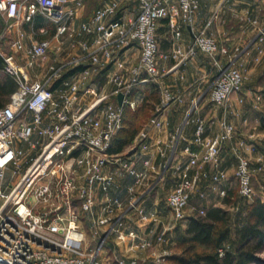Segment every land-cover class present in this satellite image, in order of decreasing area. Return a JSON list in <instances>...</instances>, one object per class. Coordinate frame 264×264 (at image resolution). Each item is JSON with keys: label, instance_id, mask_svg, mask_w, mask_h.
<instances>
[{"label": "built area", "instance_id": "built-area-1", "mask_svg": "<svg viewBox=\"0 0 264 264\" xmlns=\"http://www.w3.org/2000/svg\"><path fill=\"white\" fill-rule=\"evenodd\" d=\"M123 1H104L77 31L73 21L81 0H0L4 18L33 22L35 16L43 15L55 23L59 37L94 35L92 43L85 38L80 41L91 64L84 67V58L77 56L55 58L43 79H32L13 53L0 51L1 70L18 82L9 102L0 107V264H108L103 253L110 242L120 264L146 262L139 253L150 248L156 262L170 254L156 249L170 227L158 234L154 229L145 233L127 227L125 217L129 210H136L142 222L157 220L159 210L140 202L154 189L159 175L148 152V128L163 127L162 112L176 100L174 92L161 86L160 101L147 127L124 151H110L123 127L125 106L135 110L145 99V93L136 88L159 83L158 29L163 20L172 33L167 54L175 62L171 70L199 52L210 56L218 74L209 86V96L224 113L221 130L213 137L205 136L203 118L196 121L194 141L184 149L187 160L175 168L177 180L166 204L175 222L184 221L192 193L201 180H209L222 196L227 195V188L216 186L226 179L218 169L222 150L237 131V125L227 116L233 101L243 104L252 98L244 90L248 71L239 62L244 50H230L207 31V26L194 29L201 0H134L137 11L133 17L126 16ZM188 26L193 35L185 46L183 30ZM263 33L262 29L261 40ZM10 46L19 50L23 42L11 40ZM130 47L139 49V58L127 65L124 53ZM50 48V39L42 38L29 54L32 59H44ZM107 65L115 66L108 75L114 85L111 92L102 90L94 77L98 66ZM120 93L124 95L121 104ZM253 100L258 107L264 94H256ZM240 145L250 151L255 148V143L242 141ZM257 162L255 166L244 151L237 152L235 179L242 199H264V195H257L254 185L256 174L264 178V154ZM26 163L20 178L5 191L9 167L20 168ZM207 165L213 168L211 173L206 171ZM17 173L14 170L12 177ZM195 211L205 214L207 210ZM122 246L129 253L128 260ZM219 251L223 255L224 249Z\"/></svg>", "mask_w": 264, "mask_h": 264}, {"label": "crops", "instance_id": "crops-1", "mask_svg": "<svg viewBox=\"0 0 264 264\" xmlns=\"http://www.w3.org/2000/svg\"><path fill=\"white\" fill-rule=\"evenodd\" d=\"M104 1L106 0H81L77 16L73 21L77 31L79 30L80 24L83 21L88 20L93 15L95 9ZM122 8L124 12H126L127 17H133L136 15L137 3L134 0H125L122 3ZM45 18L48 20L46 24L36 26V18L33 22H26L21 19H7L0 14V32L2 35L0 40V51L2 53H13L18 63L28 72L32 79H43L48 66L55 58L64 60L69 57L77 56L84 58V67L91 64V60L85 58L86 53L81 49L80 41L85 38L92 43L94 35H76L72 39L59 37L56 34L55 23L47 17ZM232 20L234 21V24L229 23ZM253 20H257V22L254 23ZM204 26H207V31L210 34H214L221 44H227L230 47V50L233 51L237 48L244 50V53L239 60L243 69H246V67H244L246 66L245 62L247 57H250L254 66L258 67L257 75H260L259 77L264 75V37L262 40L259 39L260 31L262 29L264 30V0H201V7L196 14L193 27L195 30H198ZM42 29H44V31H42ZM185 32L184 44L186 46L191 41L193 33L190 26L187 27ZM250 34L253 35L250 37ZM162 35H164V38H162ZM42 38H48L51 41V48L48 55L44 59H32L29 50L37 40ZM158 39L161 53L159 63L162 72L159 83L154 84H157L159 89L161 86L169 87L177 98L162 112V119L164 120L163 127L148 128L150 135V148L148 152L156 164L159 175L154 181L156 183L154 189L146 193L141 198L140 202L141 205L145 207H156L159 211L156 221L142 222L139 219L136 210H129L125 217V224L127 227H136L145 233L154 229L156 234L162 231L165 227H170L166 232L164 241L156 244L157 250L170 251L174 245L176 228L179 224L177 225V222H175L173 213L166 204L167 196L160 199L158 190L163 184L168 170L173 169L174 172L178 165L187 160V154L184 149L187 144L194 141L196 121L199 118H203L207 127L205 136L213 137L219 132V130H221V121L224 118V113L220 106L212 103L215 112L212 113V120L208 123V120L201 111L203 98L206 95H209V86L214 77L218 74V68L214 66L212 58L207 54L200 52L186 63L171 70V67L175 62L172 58L167 56L171 51L172 45V33L167 21L160 23ZM11 40H21V42H23V48L19 50L12 48L10 46ZM260 49H262L261 53ZM124 58L126 59L127 65L136 62L139 58V49L136 47L128 48L124 53ZM0 61L3 64L1 53ZM2 64L0 65V78H11L12 83L14 84V86L11 85V94H13L18 88V82L14 77L1 70ZM114 70V65H107L104 67L98 66V69L94 72L95 80L101 84V89L106 92H111L114 88V85L108 80V75ZM247 71L249 73L252 72L250 70ZM145 86H149V84L143 85V87ZM61 87L62 85H60L59 89H61ZM259 88L260 91H262L263 88V92L261 93L264 94V87L260 86ZM139 90L143 91V89ZM158 103L156 104L155 111ZM195 105L197 106L196 109H194ZM239 105L241 104L236 101L232 102L230 112L232 116L233 114L236 115L241 112ZM195 110L199 112L195 114ZM151 117L143 124L140 130L147 127ZM179 120L180 123H178ZM192 124L193 129L190 130ZM243 124L245 126L249 125L248 116L244 117ZM238 129L239 127L237 125V131L228 143L230 150L228 153L229 156L226 157L223 150L221 153V161L218 169L222 170L226 175V179L222 181L225 188H230L232 184L236 182V167L231 173L230 165L233 161L237 162V152L244 151V153L252 158L253 165L255 166L258 164L257 159L263 155L262 153L254 154L253 151L247 150L246 147L240 145L242 141L248 144L257 143L260 140L261 136L260 133L257 132V127H253V130L247 137L239 136L238 132L240 131ZM190 132L192 133L190 134ZM174 136L177 137V140H173ZM207 168H210V170L208 171ZM205 169L210 173L213 170L210 165L205 166ZM172 187L173 185L170 187V190ZM208 191L209 190H205L203 193L201 192V195H208ZM196 194L197 190L192 193L190 202L195 199ZM224 197L222 196V199L219 201L211 200V204L208 203L207 199H202V205L205 206L206 210L212 206H221L228 208L232 212V204L228 205L224 203ZM196 209H193L192 206L190 207L189 204L187 211L188 217L196 213V211H193ZM184 221L186 223L187 219ZM86 227L87 223H85V226L82 229L85 231ZM112 244L110 242L109 246ZM121 248L123 254L128 258L129 253L125 252V247L122 246ZM152 250L153 249L150 248L146 251H142L139 255L144 256L146 254L144 258H146L148 262H154Z\"/></svg>", "mask_w": 264, "mask_h": 264}, {"label": "trees", "instance_id": "trees-1", "mask_svg": "<svg viewBox=\"0 0 264 264\" xmlns=\"http://www.w3.org/2000/svg\"><path fill=\"white\" fill-rule=\"evenodd\" d=\"M35 18L36 26L48 22L43 15ZM11 85L14 86L11 78H0V107L9 102ZM138 89H143L145 99L135 110L125 106L123 127L113 140L111 152H122L133 142L160 101L157 84L139 85ZM259 120L260 128L264 130V111ZM237 190L229 191L224 203L229 205L238 201L241 197L237 196ZM227 243L232 246L226 248ZM173 248L174 253L169 256L173 264H264V258L259 254L264 249V199L256 197L251 202L241 203L235 214L221 206H212L205 214L194 213L185 225L176 228ZM221 248L223 255H220Z\"/></svg>", "mask_w": 264, "mask_h": 264}, {"label": "rangeland", "instance_id": "rangeland-1", "mask_svg": "<svg viewBox=\"0 0 264 264\" xmlns=\"http://www.w3.org/2000/svg\"><path fill=\"white\" fill-rule=\"evenodd\" d=\"M229 23L234 24V21L232 20ZM186 29H187V27H185L184 30H183L184 34L186 33L185 32ZM252 35L253 34H250V37ZM167 36H168V34H167ZM162 38H164V35H162ZM245 63H246V66H244V67H246L247 70H250L252 72L251 73H249V72L246 73L247 78H246V82H245V85H244V90L247 91L249 93V95H251L252 98H249L245 103H243V104L241 103V105H239V109L241 111L240 113H238L236 115L233 114V116H232V114L229 113L227 117H228L229 120L233 121L236 125H238V127H239L238 130L240 131V132H238V134L241 137H247L248 134L253 130V127L256 126L257 127V132L260 133L261 138H260V140L257 143H255V148L252 151H253L254 154L255 153L256 154H258V153L259 154L260 153L264 154V131L260 128V124H259L260 116H261V114L264 111V100L261 103H259L258 107L254 106L255 102L253 100L254 96L256 94H259V93L263 92V88H262V91H260L259 87L260 86L264 87V75H262L261 77H259L260 75H257V71H258L257 68L258 67L254 66V64L251 61L250 57H247V60H246ZM160 98H161V92H160ZM213 109H214V105L212 104L210 96L206 95L203 98V106H202V110L201 111L203 112V115L208 120V123L211 122L212 117H213L212 113L215 112ZM198 112L199 111L195 110V114H197ZM217 112H219V111H217ZM154 114L155 113H153V115ZM246 116H248V119H249V125L248 126H245L243 124V119ZM184 120H183V122H184ZM178 123H180V120H179ZM192 129H193V124H192L190 130H192ZM220 129H221V127H220ZM191 133L192 132H190V134ZM229 151H230L229 150V146L227 144L223 148V153H224V155H226V157L229 156V154H228ZM236 165H237V162H235V161H233L231 163V165H230L231 173L235 169ZM26 166H27V163L22 165V167H20V168L19 167H16V168L9 167V169L7 171V176H5L7 178H5V183L3 185V189L5 191H8L10 189V184L11 183H16L17 182V180L20 178L21 174L24 172ZM207 169H208V171L210 170V168H207ZM14 170H17L18 173L16 174V176L12 177V174H13ZM176 180H177V174L175 172H173V169L172 170H168V172L166 173L164 182H163V184L160 186V188L158 190V194H159L160 199L162 197L165 198V196H167L168 191L170 190V187L172 185H174ZM42 182L44 183L45 181H42ZM42 182H40V183H42ZM254 185L256 187L257 195L258 196H263L264 195V178H263V176L261 174H256L254 176ZM212 186H213V184L209 180H206V179L201 180V182L199 184V188L197 189L196 197H195V199L192 202H190V207L192 206L193 209L194 208L195 209L196 208H201V207L205 208V206L202 205V203H203L202 199H207L209 204L212 203L211 200L219 201L220 199H222V196L219 193V191L214 189ZM216 186H218L219 188H221V187L223 188L224 187L223 186V182L217 184ZM235 188L238 189V185L236 184V182L234 184H232V186L230 188H227L228 189L227 194H228L229 191H231L232 189H235ZM205 190H209L208 191V195L202 196L201 194ZM237 193H238V190H237ZM237 196H238V194H237ZM251 201H253V199L247 200V199L238 198V201H236L235 203H233L231 205V208L233 209L232 212L234 214L237 213L239 211L240 207H241V203L251 202ZM39 208L43 209V205L40 204ZM193 211H195V210H193ZM178 224L179 225L180 224H185V221H177V225ZM88 238H90L91 242H92V238H91V236L89 234H88ZM92 243H93L94 247H96L97 244L94 241ZM113 245L114 244H112L110 247H113ZM231 246H232L231 243H227L226 244V248H230ZM109 249L106 247L105 248L106 251L103 253V256L105 255L104 259L106 260V262L108 264H120L114 258V253H112V250L111 249L109 250ZM169 252H170V254L166 256V259L162 260L161 262L154 261V263H157V264H173L172 262L169 261V256H171L174 253V248L172 247V250H170ZM259 254H260V256L262 258H264V249ZM110 255H111V257H110ZM145 255L144 256L139 255V258H144ZM128 259L129 258H127V260ZM148 263H150V262H148V260L146 262H141V264H148ZM255 264H257V263H255Z\"/></svg>", "mask_w": 264, "mask_h": 264}, {"label": "water", "instance_id": "water-1", "mask_svg": "<svg viewBox=\"0 0 264 264\" xmlns=\"http://www.w3.org/2000/svg\"><path fill=\"white\" fill-rule=\"evenodd\" d=\"M123 94L120 93L119 96H118V99H119V103L121 104L122 103V100H123Z\"/></svg>", "mask_w": 264, "mask_h": 264}]
</instances>
